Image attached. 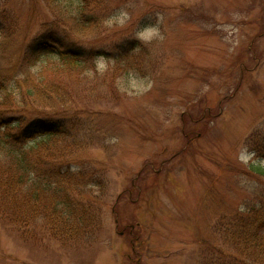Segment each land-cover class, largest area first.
Listing matches in <instances>:
<instances>
[{
  "label": "rangeland",
  "instance_id": "1",
  "mask_svg": "<svg viewBox=\"0 0 264 264\" xmlns=\"http://www.w3.org/2000/svg\"><path fill=\"white\" fill-rule=\"evenodd\" d=\"M53 3L0 0V76L15 77L34 46L62 33L102 56L85 81L61 76L58 98L35 106L70 139L29 174L37 197L20 213L31 222L23 237L0 217V264H252L264 0H110L94 35H74L62 16L76 17L80 0Z\"/></svg>",
  "mask_w": 264,
  "mask_h": 264
},
{
  "label": "trees",
  "instance_id": "2",
  "mask_svg": "<svg viewBox=\"0 0 264 264\" xmlns=\"http://www.w3.org/2000/svg\"><path fill=\"white\" fill-rule=\"evenodd\" d=\"M80 2L76 17L65 14L62 16L73 20L74 26L71 31L74 35H83V32L94 35L98 28V21L102 19V12L107 8L110 0H80ZM53 4L59 6L61 0H54ZM98 11L101 12L97 14ZM62 36L63 41L59 38L45 37L43 42L34 46L30 52L31 58L25 61L27 68L21 71L20 69H23L21 66L15 77L0 76V217L6 219L7 223L22 237L31 227V222L29 215L20 213L26 210L28 199L33 200L37 197L36 189L29 193L27 191L26 186L31 180L29 174L38 172L37 165L41 163L43 153L47 154L46 158L50 161L52 154H57L56 147L70 139L67 124L56 120L55 114H50L49 108L48 114L43 119L41 111L35 106L42 99L49 103L53 102L54 98H58L59 91L54 85L59 83L61 76L71 80V82L65 81L63 85L85 81L88 66L92 69L96 57L102 56L100 52L88 51V48H83L81 44H66L68 39L63 33ZM137 46L139 45L136 44L131 49ZM39 55L49 56L54 61L48 58L46 65L31 72L29 64ZM47 70L49 74L45 77L44 71ZM31 106L37 109L34 115L39 116L27 123L24 114ZM13 127L15 131L9 132V129ZM68 159L69 156L66 154L63 161L56 162L64 164ZM258 173L264 176V168L258 170ZM259 208L252 211L250 215L252 220L247 226L251 230L247 238L252 250V264H264L263 203ZM70 221L74 220H68L65 223L69 224ZM240 240L236 238L237 250L245 246L240 243Z\"/></svg>",
  "mask_w": 264,
  "mask_h": 264
}]
</instances>
